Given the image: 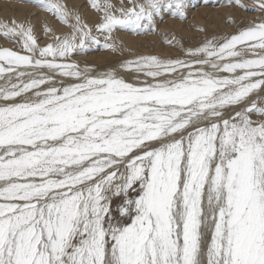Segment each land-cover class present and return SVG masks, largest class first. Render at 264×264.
Returning a JSON list of instances; mask_svg holds the SVG:
<instances>
[{
    "label": "snow or ice",
    "instance_id": "snow-or-ice-1",
    "mask_svg": "<svg viewBox=\"0 0 264 264\" xmlns=\"http://www.w3.org/2000/svg\"><path fill=\"white\" fill-rule=\"evenodd\" d=\"M31 2L67 31L0 21L18 45L0 47V264H264V0L234 33L99 74L74 57L188 0H90L92 24Z\"/></svg>",
    "mask_w": 264,
    "mask_h": 264
},
{
    "label": "bare ground",
    "instance_id": "bare-ground-1",
    "mask_svg": "<svg viewBox=\"0 0 264 264\" xmlns=\"http://www.w3.org/2000/svg\"><path fill=\"white\" fill-rule=\"evenodd\" d=\"M70 1L72 4L76 5L81 0H70ZM243 2H245V0H243ZM246 2H248V4L251 3L252 6L253 4L255 5V0H248V1L246 0ZM200 6L199 8L197 7L198 9L196 10L194 8L195 11L193 12L190 19L189 20L187 19L186 22H182V21L180 22L179 21L180 19L178 18H177L178 21L173 20V19H168L167 21H165L166 22L165 24H161L160 27L158 26L160 30L169 28L168 29L169 32L172 33L171 34V37L173 39L172 43L174 42V44L176 45V49H172L170 46H168V45H172V43L169 44V43L164 42L165 43L164 44L162 42L161 45L159 46V44H157V40H160L158 33L155 36L154 35L147 36V35H135V34H130V33L127 34L124 31H120L116 34L117 38L121 40L119 44V48L124 49V51L128 53L129 59H133L137 56L145 55V53L147 55H153L154 53L153 54L150 53L151 49H153L152 48L153 45H155L154 49H156V52H157L154 55L165 57V58L173 57V56L180 57L183 55V53L177 56V54L175 55L173 54V52L179 51L180 49L187 50L188 48H191L190 46H186V43L189 44L187 40L190 39L191 37L195 35L198 37V41H197L198 43L196 45L198 46L202 41L205 40V38H211L213 36H225L227 34L234 33L235 31H237L238 27L248 26L250 23L257 22L261 16V14L259 15L257 14V10H256V13L253 14L255 11V7L252 9V12L248 13L247 11L245 12V10H241L239 8H233L231 5H228V4L218 5L217 7H212V8L207 7V6H203V7L202 6L200 7ZM2 9L3 10L2 12H0V15L2 14L11 15V18L17 21H24V18L28 17L27 13L23 11L22 7H20L17 11H12L10 8H8V6L4 5ZM83 11L85 13L84 17H86L87 19L88 17H90L89 20L91 22H94V23L96 22L97 15L94 11H91V9H87L86 6H84ZM44 18L45 16H43L42 18L43 21H45ZM0 20H1V17H0ZM229 20H231L232 22L229 23ZM7 21H4V22H7ZM46 23L52 26L57 31L58 34L67 31L66 26L60 25L58 22H54L49 19ZM238 23H241V24L237 27ZM200 29H203V31H200ZM0 40L3 42L5 47H11L10 42H7L6 40H5L6 42H4V40H2L1 38ZM44 42L46 43L48 42V40L45 37L42 39V41H40V43L44 44ZM181 45L183 46V48H181ZM196 46H192V47H196ZM112 51L113 50L111 49H107V50L105 49L102 52L89 55L88 57L94 56L95 58H99V59L98 61H96L94 58L95 62H93V64H96V65L94 66L90 65L91 67H89L88 69L93 70V74H99V73L110 71L113 69H119L120 65L124 61L129 60V59H122L123 61H121L119 64H116V63L106 64L112 58V55H111Z\"/></svg>",
    "mask_w": 264,
    "mask_h": 264
},
{
    "label": "rangeland",
    "instance_id": "rangeland-1",
    "mask_svg": "<svg viewBox=\"0 0 264 264\" xmlns=\"http://www.w3.org/2000/svg\"><path fill=\"white\" fill-rule=\"evenodd\" d=\"M248 1V0H247ZM65 2L68 4V6L71 8V9H73V10H76V11H79V12H81V15L83 16V18L87 21V22H89L90 24H92V23H94V22H91L89 19H90V17H88V19L86 18V17H84L85 16V13H84V11H83V8H84V6H86L87 7V9H91V11H94L91 7H90V0H81V1H79V3L78 4H72L71 3V1L69 0H65ZM111 2L114 4V5H116L117 7H119L120 6V0H111ZM226 2V3H225ZM246 5H247V10H245V12L247 11L248 13L249 12H252V9L255 7V5L253 4V6L251 5V3H249L248 4V2H246V0H245V2H244ZM26 4V5H25ZM188 4H190L189 5V7H188V10H187V18L186 19H184V20H179L180 22L182 21V22H186L187 21V19L189 20L190 19V17L192 16V14H193V12L196 10V9H198L199 8V6L201 5L202 7L203 6H207V7H210V8H212V7H217L218 5H224V4H228V5H230L229 3H228V0H188ZM200 4V5H199ZM4 5H6V6H8V8H10L12 11H17L20 7H22V9H23V11L24 12H26L27 13V18H24V21H28V22H30L32 25H34L35 26V30H36V34L40 37V41H42V39L44 38V33H43V27H44V25L45 24H47L48 25V23H46L49 19L51 20V21H54V22H57L52 16H50V15H48V14H45L44 12H41V10L38 8V7H36V6H34V4L31 2V0H0V12H2V8L4 7ZM251 7H250V6ZM200 6V7H201ZM198 7V8H197ZM194 8H195V10H194ZM192 10V11H191ZM241 10H244V9H241ZM83 11V12H82ZM95 12V11H94ZM41 13H42V15L43 16H45V21H43L42 20V18H43V16L41 15ZM256 13V10L254 11V13L253 14H255ZM39 14V15H38ZM257 14L259 15V14H261L259 11H257ZM4 15V16H3ZM247 15V14H246ZM245 15V16H246ZM0 17H1V20L0 21H2V20H4V21H7V22H9V21H11L12 20V18H11V15H7V14H2V15H0ZM30 17V18H29ZM168 19H173V20H176V21H178V19L176 18H174L173 16H171V15H169V14H165L164 15V17H163V19H157L156 20V31L155 32H149V33H147V34H140V35H157V33L159 34V37H160V40H157V44H159V46L161 45V43L163 42H166L167 43V41H169V40H173L172 39V37H171V32H169V28L168 29H161L160 30V28H158V26L160 27V25L161 24H165L166 22L165 21H167ZM3 21V22H4ZM163 21V22H162ZM160 22H162V23H160ZM40 23V24H39ZM241 23H238L237 24V27L240 25ZM188 25V24H187ZM195 26V25H194ZM196 27V26H195ZM244 27H246V26H240V27H238V28H244ZM157 28H158V30H157ZM237 28V29H238ZM166 30V31H165ZM120 31H124V30H120ZM120 31H117V32H115L113 35H114V40H115V43H116V45H117V50L116 51H112L111 52V55H112V58L106 63V64H113V63H116V64H119L121 61H123L122 59H129V55H128V53H126L125 51H124V49H121V48H119V44H120V42H121V40L119 39V38H117V36H116V34L118 33V32H120ZM161 31V32H160ZM124 32H126L127 34H129L130 32H128V31H124ZM130 34H132V33H130ZM136 35V34H135ZM216 37H223V36H216ZM0 38L2 39V40H4V42H10V44H11V47H9V48H17L18 47V45H16V44H14V42H12V41H10V40H7V39H5L2 35H0ZM6 40V41H5ZM198 41V37L195 35V36H193V37H191L190 39H188L187 40V42H189V44L188 43H186V46H190V47H192V46H196L197 45V42ZM104 43V41L103 40H101V43H100V45H93L92 46V48L86 53V54H84V55H79V56H75L74 58H75V60L76 61H78L79 62V64H80V67L81 68H83V67H85V68H89V67H91L90 65H96V64H93V62H95V60L96 61H98V59L99 58H95L94 56H90V57H88L89 55H91V54H96V53H99V52H102V51H104L105 50V48L103 47V43ZM177 42H179V41H177ZM200 42V41H199ZM46 42H44V44H45ZM7 44V43H6ZM165 44V43H164ZM43 45V44H42ZM168 46H170L172 49H176V45L174 44V42L172 43V45H168ZM0 47H5L4 46V44H3V42L0 40ZM152 48L153 49H151V54H155V53H157L156 52V49H154L155 48V45H153L152 46ZM107 50V49H106ZM183 51H184V49H180L179 51H176V52H173V54H177V56L178 55H180L181 53H183ZM92 52V53H91ZM120 52V53H119ZM88 54V55H87ZM153 54V55H154ZM86 55V56H85ZM145 55H147L146 53H145ZM83 56V57H82ZM173 57H175V56H173ZM94 58H95V60H94ZM90 63V64H89Z\"/></svg>",
    "mask_w": 264,
    "mask_h": 264
}]
</instances>
